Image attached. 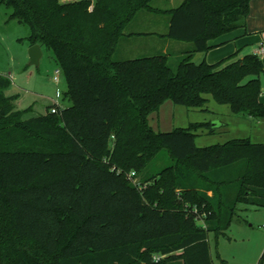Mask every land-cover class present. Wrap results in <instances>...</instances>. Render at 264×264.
<instances>
[{
    "label": "trees",
    "instance_id": "16d2710c",
    "mask_svg": "<svg viewBox=\"0 0 264 264\" xmlns=\"http://www.w3.org/2000/svg\"><path fill=\"white\" fill-rule=\"evenodd\" d=\"M154 1L0 0L29 27L31 46L52 51L69 103L27 118L31 107L17 109L18 96L5 95L12 79L0 74V264H214L209 234L224 235L240 205L264 208V144L198 148V131L217 125L164 133L150 122L170 101L205 110L207 96L264 120L260 57L194 62L246 28L254 0L167 10ZM141 12L168 16L162 38L192 45L176 66L164 53L115 60L122 40L142 35L126 33ZM162 151L172 164L150 175Z\"/></svg>",
    "mask_w": 264,
    "mask_h": 264
},
{
    "label": "rangeland",
    "instance_id": "374dc122",
    "mask_svg": "<svg viewBox=\"0 0 264 264\" xmlns=\"http://www.w3.org/2000/svg\"><path fill=\"white\" fill-rule=\"evenodd\" d=\"M255 1L256 9L253 8L251 2V11L247 20V29L250 34L245 35L246 30L239 29L217 38L223 40L225 44L220 48L208 51V58L205 53L199 54L200 56L196 54L194 58L196 64H200L205 60L208 64L215 65L236 53L239 57L250 51L252 53L257 41V34H251V32H262L264 29V0ZM164 2L165 0H155L152 5L157 9L167 10L178 7L181 3L176 2L170 6L164 4ZM11 13V8L0 4V74L8 75L11 72L16 79L12 80V85L5 91V95L8 97L18 96L16 101L18 110L24 111L31 107L32 111L28 113L27 118L44 116L47 110L41 96H49L57 101L56 92L58 91L64 95L67 90V81L60 72V80L56 83V70L59 67L55 62L54 54L50 50H43L39 66L31 65L29 59V36L31 31L27 25L20 24L12 18ZM142 16H148L150 18L149 22L151 20H154V22L146 24L148 23L147 20L145 22L140 20ZM168 20V16L141 12L135 22L127 27L126 33H136L144 30L149 33L154 27L162 28ZM147 38L136 37L129 45L123 46L126 48L125 53L120 51L115 56V60H132L159 54L157 51L149 54L143 50L149 44ZM156 47L158 48V46ZM170 58H172L174 66L181 59L177 57L176 53H172ZM262 60L264 64V56ZM28 75H32L30 79H28ZM261 87L263 89L262 101L264 102V76L261 77ZM22 98L23 100H21ZM207 98L209 101L205 110L175 105L171 101L167 102L162 105L163 107L159 112L151 115V126L156 131L169 133L176 128L186 129L191 124L196 123L211 122L213 125H217L218 128L212 134L206 129L198 131L196 138L198 148L224 144L236 138L251 139L254 143L264 144V120L235 115L231 112L230 106L216 103L211 96H207ZM60 105L69 106V103L62 100ZM42 107H44L43 110ZM172 161L166 151H162L158 154L156 161L150 165L149 174L156 173L171 165ZM132 181L134 184H138L139 178ZM238 209L237 216L224 235L209 234V247L214 264H258L264 252V208L240 205ZM199 225H203V223H199ZM175 254H180V252ZM168 257L155 256L154 261L159 262L160 259H168ZM168 264L184 263L178 257Z\"/></svg>",
    "mask_w": 264,
    "mask_h": 264
},
{
    "label": "crops",
    "instance_id": "0c3cea01",
    "mask_svg": "<svg viewBox=\"0 0 264 264\" xmlns=\"http://www.w3.org/2000/svg\"><path fill=\"white\" fill-rule=\"evenodd\" d=\"M63 1H65V2H71V1H75V0H63ZM182 1L183 0H165V2H164V4H169L170 6H172V4H175L176 2H181L182 3ZM256 1L254 0L253 2H252V4L251 5H253V8H255L256 9V3H255ZM180 3V4H181ZM172 8H176V7H172ZM161 10H166V9H161ZM152 13V12H151ZM151 13H149V14H151ZM152 14H156V13H152ZM159 15V14H158ZM161 15V14H160ZM149 19L150 18H148V16H142L141 18H140V20H142V22H145V20H147V22L148 23H146V24H150L151 22H154V20H151V22H149ZM248 20V19H247ZM168 25H169V20L167 21V23H165V25L162 27V28H152L151 30H150V32L149 33H146L147 31H140L141 32V34L142 35H136V36H132V37H126L121 43H120V48H119V52L120 51H122V52H124L125 53V51H126V48H124L123 46H125V45H129L130 44V42L132 41V40H134V39H136V37H148L147 39H149V41L147 42V43H149V44H147L146 46H145V48H143V50L144 51H146V52H148L149 54H151L152 52H155V51H157V52H159V53H164V54H172V53H176L177 54V57L178 58H181L182 56H183V54H184V52L185 51H187L188 49H190V48H192V47H190L191 45H188L187 43H181V42H176V41H174V40H171V39H165V38H162V36L163 35H166L167 34V32H168V30H169V27H168ZM244 30H246V32H245V35H248V34H250V32L248 31V29H247V26H246V28H244ZM145 34H150V35H145ZM251 34H257L256 36H257V41L255 42V46H254V48H253V51L254 50H256L263 42H264V29L262 30V32H251ZM155 44H157V45H155ZM225 44V42L223 41V40H218V39H216L215 41H212L211 43H210V46H213L214 47V49H212V50H215V49H217V48H220V47H222V45H224ZM254 45V44H253ZM31 45H29V47H30ZM156 46H158V48L156 47ZM156 47V48H155ZM42 50H44L43 48H42ZM253 51H252V53H253ZM237 52H239V50H237ZM209 53V52H208ZM208 53H205L206 54V56H207V58H208ZM202 54H204V53H200V55H202ZM247 54H251V51L250 52H248ZM246 54V55H247ZM199 55V54H198ZM199 55V56H200ZM246 55H240L241 57H239V58H244ZM43 56V55H42ZM148 57H151V56H148ZM42 59V58H41ZM40 59V60H41ZM263 59V58H262ZM262 62H263V60H262ZM209 64H211L212 65V63H209ZM58 69V68H57ZM58 70H56V72H57ZM13 73H9L8 75H5V74H2V75H5V76H7V77H10V79H12L13 81L14 80H16L15 79V77H13V75H12ZM31 74V73H30ZM31 76L32 75H28V79H30L31 78ZM57 93V92H56ZM41 98L44 100V102H45V104L46 105H44L45 107H46V110H47V112H48V109L50 108V107H52V106H54L55 105V103H56V101H54L55 99H53V98H51V97H49V96H45V95H42L41 96ZM21 100H23V98L21 99ZM63 99H61V101H62ZM61 101H59V105L61 104ZM263 102V101H262ZM67 103V102H66ZM63 105V104H62ZM67 105V104H66ZM61 106V105H60ZM61 107H63V108H65V107H67V106H61ZM43 108L44 107H42V110H43ZM46 112V113H47ZM35 113H37V112H35ZM45 113V114H46Z\"/></svg>",
    "mask_w": 264,
    "mask_h": 264
},
{
    "label": "water",
    "instance_id": "95a60500",
    "mask_svg": "<svg viewBox=\"0 0 264 264\" xmlns=\"http://www.w3.org/2000/svg\"><path fill=\"white\" fill-rule=\"evenodd\" d=\"M42 55H43L42 47L38 45L30 46L29 59H30L31 65L39 66Z\"/></svg>",
    "mask_w": 264,
    "mask_h": 264
},
{
    "label": "built area",
    "instance_id": "2783aa9c",
    "mask_svg": "<svg viewBox=\"0 0 264 264\" xmlns=\"http://www.w3.org/2000/svg\"><path fill=\"white\" fill-rule=\"evenodd\" d=\"M91 9H92V7H91ZM252 54L257 55L258 57H260L262 59L264 56V42L256 50H254ZM60 72L61 71L59 69L56 72V77H55L56 83H58L60 80V78H59ZM62 96L63 95L57 91V101H56L54 106H60L59 101L62 99ZM52 111L55 113L57 111V109L53 108ZM132 175H134V173Z\"/></svg>",
    "mask_w": 264,
    "mask_h": 264
}]
</instances>
